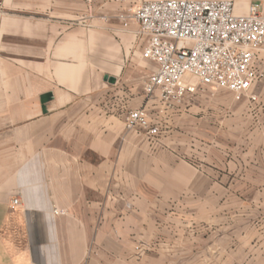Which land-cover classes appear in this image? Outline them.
Instances as JSON below:
<instances>
[{"label": "crops", "instance_id": "obj_1", "mask_svg": "<svg viewBox=\"0 0 264 264\" xmlns=\"http://www.w3.org/2000/svg\"><path fill=\"white\" fill-rule=\"evenodd\" d=\"M144 1L1 0L0 264H189L186 233L173 230L202 208L188 202L206 188L187 152L203 143L144 92L156 65L136 25L117 19ZM232 1L264 16V0ZM250 94L264 102V81ZM204 97L202 110L220 111ZM263 104L223 105L228 135L262 146ZM138 109L158 135L125 128Z\"/></svg>", "mask_w": 264, "mask_h": 264}, {"label": "built area", "instance_id": "obj_2", "mask_svg": "<svg viewBox=\"0 0 264 264\" xmlns=\"http://www.w3.org/2000/svg\"><path fill=\"white\" fill-rule=\"evenodd\" d=\"M117 19L125 30L136 25L146 39L141 57L156 70L144 92L158 94L164 109L181 106L199 88L227 91L239 100L263 76L264 16L257 4L241 15L232 0H153L123 8ZM124 125L150 137L159 133L143 109L128 111Z\"/></svg>", "mask_w": 264, "mask_h": 264}, {"label": "rangeland", "instance_id": "obj_3", "mask_svg": "<svg viewBox=\"0 0 264 264\" xmlns=\"http://www.w3.org/2000/svg\"><path fill=\"white\" fill-rule=\"evenodd\" d=\"M262 80L264 72L258 82ZM218 93L199 88L197 95L183 102L180 112L176 111L181 106L165 109L172 111V120L188 121L189 137L200 138L198 141L203 143L202 149L196 150L197 156L194 147L187 153L190 165L204 172L206 188L202 192H188V202L201 201L202 208L198 207L196 216V209L189 207L186 228L178 223L173 232L181 231L183 237L186 233L189 264H264V143L255 146L251 141L245 147L237 135L236 139L229 136L225 124L229 117L222 107L231 101L251 105L264 102L258 96L252 101L250 97L255 96L250 92L239 100L230 92L222 91L217 96ZM201 96H205L207 103L222 105L220 111L202 110ZM198 105L200 110L196 111ZM251 117V126H258L259 113L252 111ZM173 130L180 134L183 128L177 124Z\"/></svg>", "mask_w": 264, "mask_h": 264}]
</instances>
